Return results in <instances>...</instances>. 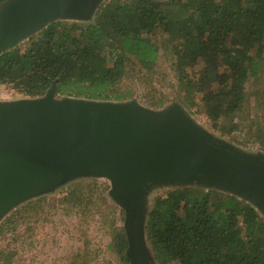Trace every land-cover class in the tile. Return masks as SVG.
<instances>
[{"label":"trees","instance_id":"trees-1","mask_svg":"<svg viewBox=\"0 0 264 264\" xmlns=\"http://www.w3.org/2000/svg\"><path fill=\"white\" fill-rule=\"evenodd\" d=\"M27 36L0 51V84L24 96L41 97L54 85L59 96L127 102L141 86L143 108L174 101L184 113L205 115L220 135L239 134L264 151V0H107L87 22L50 20ZM162 50L170 51L169 86L164 77L155 83ZM160 185L148 181L143 194L152 264H264V214L250 201L197 180L154 194ZM110 189L108 181L78 180L54 203L39 196L16 206L0 219L7 239L0 264H15L34 246V224L53 208L81 223L98 217L117 264H131L124 211ZM91 258L78 249L68 264Z\"/></svg>","mask_w":264,"mask_h":264},{"label":"water","instance_id":"water-1","mask_svg":"<svg viewBox=\"0 0 264 264\" xmlns=\"http://www.w3.org/2000/svg\"><path fill=\"white\" fill-rule=\"evenodd\" d=\"M97 1L7 0L0 5V51L47 21L87 16ZM87 170L110 180L131 264H152L142 230L148 181L230 189L264 214V160L215 141L177 104L156 113L133 100L56 99L54 85L35 99L0 102V217L19 198Z\"/></svg>","mask_w":264,"mask_h":264},{"label":"rangeland","instance_id":"rangeland-1","mask_svg":"<svg viewBox=\"0 0 264 264\" xmlns=\"http://www.w3.org/2000/svg\"><path fill=\"white\" fill-rule=\"evenodd\" d=\"M107 1V0H98L97 4ZM97 4L93 6L92 10L88 13L87 16H81L76 18L71 17H64V18H57V19H73L78 20L81 22H87L93 16V12L97 7ZM28 36H25L17 41L13 45L24 43L28 41ZM12 45V46H13ZM157 71L160 75L156 76L158 80L156 85L161 79L164 77L163 82L164 85H168V83H172V76H171V58H170V51L162 50L160 51V58L157 61ZM263 76L264 82V71L261 73ZM0 90L3 93H10L11 94V101L14 100H21V99H35L37 97H28L24 96L21 92L12 88L10 86H6L4 84H0ZM135 97L134 100L137 105L144 107L148 106L146 100L143 98L142 87L136 86L135 87ZM64 96H59L56 94V99H61ZM70 99H76L79 101H90V102H100L103 101L99 100H89L82 97L74 98L72 96H68ZM26 101V100H24ZM126 102V101H125ZM111 103H120L123 102H111ZM175 104L174 101L167 102L164 106L153 109L156 113H163L173 107ZM152 110V108H149ZM185 113L192 119L195 125L200 128L205 134L209 135L215 141L229 146L239 152L242 156L247 157L249 159H259L264 160V151H262L258 145L250 144V143H242L239 142L241 136L239 134H231V135H220L217 131H215L208 118L195 112L194 109H185ZM98 179L103 181L110 180L108 177L101 175L99 173L93 171H80L73 174H70L64 177L61 180L49 185L46 188H43L39 191L33 192L19 198L8 208L5 212L1 215L0 219L3 218L9 211L14 209L16 206H19L23 202L27 201L28 199H34L39 196H48L51 198L50 203H54L55 198L58 196L59 191L73 183L74 181L78 180H86V179ZM174 186L173 184H161L158 189L154 191V194H164L165 191ZM108 197L111 200H114V197L108 192ZM118 219V218H117ZM36 230L34 231L33 239H34V246L31 248L26 249L24 252H19V256L15 259V264H68L73 258L74 253L81 249L86 254H91V260L89 264H117L115 255L111 252L108 247V243L110 242V234L106 227L99 221L98 217L91 218L88 223H81L75 216L73 217H65L60 214L59 211H56L54 208L51 209L49 215H44L40 219L39 222L36 224ZM23 228L20 227L19 230ZM88 242V245L86 244ZM7 242V239L0 238V247H2Z\"/></svg>","mask_w":264,"mask_h":264},{"label":"built area","instance_id":"built-area-1","mask_svg":"<svg viewBox=\"0 0 264 264\" xmlns=\"http://www.w3.org/2000/svg\"><path fill=\"white\" fill-rule=\"evenodd\" d=\"M11 97V94L6 92V93H3L1 90H0V102H7V101H11L13 99L10 98Z\"/></svg>","mask_w":264,"mask_h":264}]
</instances>
